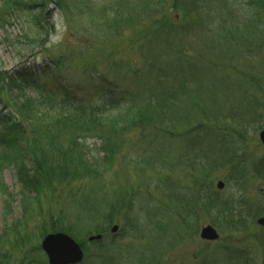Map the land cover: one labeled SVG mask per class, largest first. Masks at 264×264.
I'll use <instances>...</instances> for the list:
<instances>
[{"label": "rangeland", "instance_id": "1", "mask_svg": "<svg viewBox=\"0 0 264 264\" xmlns=\"http://www.w3.org/2000/svg\"><path fill=\"white\" fill-rule=\"evenodd\" d=\"M32 1L44 4L40 20L28 13L34 9L13 11L12 0H0V71L11 77L22 69L38 74L63 57L66 68L57 82L79 88L78 101L96 107L103 101L120 104L119 110L103 108L105 118L123 111L129 95H138L143 113L147 102L170 96L167 102L182 115L167 112L159 123L117 133L111 138L116 150L110 161L101 144L107 125L94 128L96 132L59 127L65 147L76 134L90 159L103 166L95 178L73 183L75 193L90 203L94 200L96 216V210L104 214L111 205H121L112 225L99 234L101 247L88 241L97 236L88 234L96 227L94 221L76 224L80 209L69 207L66 195L54 206L66 209L68 222L74 223L71 238L84 252L82 263L264 264V227L256 223L264 217V148L258 139L264 131V109L253 105L254 121L247 120L252 119L248 114L245 122L224 114L231 106L245 109L246 102H260L262 86H254L255 80L264 81V54L256 49L264 41V12L254 30L263 32L238 33L236 43L227 42L219 29L226 28L224 22L234 31L248 25L230 8L231 0H67V15L55 10V0ZM187 12L191 20L183 19ZM162 18L169 23L159 30ZM239 40L252 45L232 48ZM226 81L233 82V88L242 84L244 97L230 93ZM57 82L50 75L42 79L48 89L44 95L31 88H5L0 110L10 112L23 127L28 115L23 111L29 106L41 122L55 119L66 112L54 107L56 112L48 113L39 103L61 100ZM249 87L256 98L247 97ZM210 129H216L217 139L224 137V143L215 142L218 146L212 148L214 135L206 134ZM218 182L224 184L221 190ZM1 186L9 197L3 196ZM19 191L13 166L4 165L0 230L16 227L5 237L9 242L17 234L27 237L25 246L11 253L9 264H48L41 242L51 233L42 234L37 214L23 219ZM211 201L217 206L205 211L203 205ZM205 226L216 230L217 241L199 239ZM237 251L244 252L245 259L238 261Z\"/></svg>", "mask_w": 264, "mask_h": 264}, {"label": "trees", "instance_id": "2", "mask_svg": "<svg viewBox=\"0 0 264 264\" xmlns=\"http://www.w3.org/2000/svg\"><path fill=\"white\" fill-rule=\"evenodd\" d=\"M13 11L20 10L25 11L26 8L34 9L32 12L28 13L30 15L35 14V20H40L44 12V4L34 2L32 0H12ZM42 1V0H41ZM67 0H55L53 5L55 10L67 15L69 7L65 5ZM146 3V2H144ZM152 3V2H151ZM248 5L252 9L251 17H245L248 20V25H245L241 28H238L237 31L232 30L227 27V22L223 24L226 28H219L221 33L226 35V41L231 42L237 34L241 35L250 34L249 31L253 32L254 35H259L263 32L257 31L254 33L256 28L260 25L262 20V15L264 12V0H247ZM35 11V12H34ZM217 12L213 15H215ZM183 19H190L191 14L189 12L182 14ZM162 21L159 23V30L168 25L169 20L162 18ZM3 24L2 18H0V25ZM240 27V26H239ZM170 31V30H169ZM242 32V33H241ZM252 34V33H251ZM225 41V40H224ZM241 43V41L239 40ZM244 42V41H243ZM236 43L232 44L233 47L243 48L250 47L252 43ZM240 47V48H242ZM224 46L218 48V53H222ZM231 48V47H230ZM256 49L258 53L264 54V41L262 44H259ZM256 50V51H257ZM179 56L181 57L184 53V48L179 49ZM214 55V54H213ZM221 55V54H220ZM264 57V56H263ZM66 60L63 57L59 60L52 63V67H46L45 70L40 71L38 74L26 72L28 70L22 69L20 75H15L11 77L7 72L0 71V95L3 89H15L16 91L22 92L26 88L33 89L39 95H44V92H48L45 84H42V79L47 78L49 75L55 78L57 82L58 74L62 69L66 68ZM255 80V86L261 85L259 88L261 92L260 102L254 104V102H246L247 106L245 109L231 106L224 110V114L231 116L234 119L236 116L237 121H244V116L248 114V121H254L256 119V112H254L253 105H256L258 108L264 109V81L258 82ZM227 82L230 87V93L238 92V96H241L242 84L237 87H232L230 81ZM244 82V81H243ZM102 84V83H100ZM235 84V82H234ZM56 95H61L60 101H56L54 104H49L47 101H42L39 103V106L48 107V113H55L57 109L54 107L61 108L60 110L66 113L60 114L53 118H44L48 121L41 122L35 115L31 112V107L25 108L23 111L26 115L25 121L27 122L26 126L23 127L22 123L14 117L10 112H6L4 108L0 110V169L4 165H11L15 170V177L20 188L19 191V202L22 211L23 219L26 220L29 215L35 216L36 214L40 217V229L42 234H56L63 233L67 234L70 237L74 232L72 229L75 227L74 223L71 225L69 223V218L65 211L66 209H56L54 206L59 204V200H65L62 196L66 195L68 206L72 207L74 205L75 210L80 209V214L74 217L76 224L81 223L83 220L94 221L95 229L88 233L92 234H102L113 223V219L116 216L115 213L121 208L120 202L118 204L111 205L109 207L108 213L105 212L102 214L98 210L96 212L100 216L94 215V206L93 201L88 202L82 195L76 194L73 183L76 181L82 180L84 178H95L98 175V171L102 168V163L98 159H90L89 154L84 151V147L80 144L79 138L74 134V139L65 147L61 143V135L59 134L60 126H63V130L73 131L76 130H87L88 132H96L94 128L99 126L107 125L106 133L107 136L101 138L102 142V152L106 156V161H110L116 150L115 140H111L112 137H115L117 133H123L130 128H144L146 125L151 123H159L164 118V115L169 113H175L181 115V112L177 110L173 104H170V100L167 102V99L171 97H166L161 100H155L151 103H146L145 112H141V102L138 95H129L124 101V109L120 111L114 117L105 118V109L119 110L120 104L114 102H101L99 107L91 105L89 101H78V95L82 91L77 87L68 86L62 82H57ZM220 89V88H219ZM247 97H255L254 90L252 87L247 88ZM112 90H109L111 92ZM96 93H102L101 90H98ZM156 93V91H155ZM153 95V98L155 96ZM256 98V97H255ZM247 99V98H246ZM164 100V101H163ZM243 100V99H242ZM1 104V101H0ZM37 109V106L35 107ZM35 112V110H32ZM177 111V112H176ZM180 112V113H179ZM145 113H151L149 117H143ZM171 115V114H170ZM38 116V115H37ZM168 116V115H167ZM40 117V115H39ZM105 118V119H104ZM248 121H246L248 123ZM31 128V130H30ZM30 130V131H29ZM211 133L214 135V145L215 142L224 143L223 138L217 139V131L211 130ZM103 133V131L101 132ZM206 135V136H207ZM211 145V144H210ZM216 145L215 147H217ZM231 163V161H227ZM264 174V172H263ZM3 190V196L5 198L9 195L5 192L4 187L1 186ZM46 205V206H45ZM212 206H217L215 201H211L208 204L203 205L205 211L210 210ZM90 210H93L92 213H89ZM263 209L260 210L259 214H262ZM88 218V219H87ZM101 220V221H97ZM83 223V222H82ZM16 227H11L5 229V231L0 230V264H9L11 261V253L17 249H20L25 246L27 242V237L23 235H18L12 242L5 240V237L9 233L15 232ZM94 246L101 247L102 240L93 242ZM238 261L245 259L244 252H238ZM38 264V263H36ZM41 264V263H40ZM83 264V263H82ZM246 264V263H242Z\"/></svg>", "mask_w": 264, "mask_h": 264}, {"label": "water", "instance_id": "3", "mask_svg": "<svg viewBox=\"0 0 264 264\" xmlns=\"http://www.w3.org/2000/svg\"><path fill=\"white\" fill-rule=\"evenodd\" d=\"M258 139L264 147V131L258 135ZM217 188L221 190L223 183L218 182ZM257 224L264 226V217L257 220ZM117 231V227L113 226L111 232ZM199 238L203 241L214 242L219 236L214 228L205 226L200 229ZM100 235L90 237L89 242L98 241ZM41 250L47 258L48 264H80L83 261V251L80 246L68 235L63 233L50 234L43 238L41 242Z\"/></svg>", "mask_w": 264, "mask_h": 264}, {"label": "clouds", "instance_id": "4", "mask_svg": "<svg viewBox=\"0 0 264 264\" xmlns=\"http://www.w3.org/2000/svg\"><path fill=\"white\" fill-rule=\"evenodd\" d=\"M230 8L244 17H251L252 9L247 3V0H231Z\"/></svg>", "mask_w": 264, "mask_h": 264}, {"label": "bare ground", "instance_id": "5", "mask_svg": "<svg viewBox=\"0 0 264 264\" xmlns=\"http://www.w3.org/2000/svg\"><path fill=\"white\" fill-rule=\"evenodd\" d=\"M83 254H84V252H83ZM84 256V255H83Z\"/></svg>", "mask_w": 264, "mask_h": 264}]
</instances>
